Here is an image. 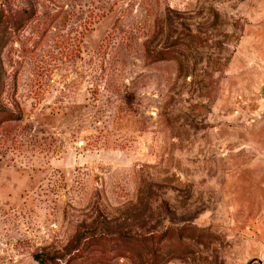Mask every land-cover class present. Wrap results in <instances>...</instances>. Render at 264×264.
<instances>
[{"label":"rangeland","instance_id":"rangeland-1","mask_svg":"<svg viewBox=\"0 0 264 264\" xmlns=\"http://www.w3.org/2000/svg\"><path fill=\"white\" fill-rule=\"evenodd\" d=\"M0 264H264V0H0Z\"/></svg>","mask_w":264,"mask_h":264},{"label":"water","instance_id":"water-1","mask_svg":"<svg viewBox=\"0 0 264 264\" xmlns=\"http://www.w3.org/2000/svg\"><path fill=\"white\" fill-rule=\"evenodd\" d=\"M258 260L260 261V259L258 258Z\"/></svg>","mask_w":264,"mask_h":264}]
</instances>
